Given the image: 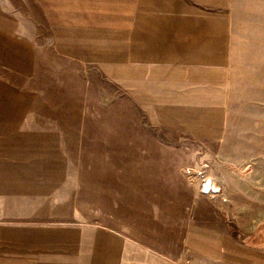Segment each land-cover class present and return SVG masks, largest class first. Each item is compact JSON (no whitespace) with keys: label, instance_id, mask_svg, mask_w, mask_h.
<instances>
[{"label":"crops","instance_id":"1","mask_svg":"<svg viewBox=\"0 0 264 264\" xmlns=\"http://www.w3.org/2000/svg\"><path fill=\"white\" fill-rule=\"evenodd\" d=\"M36 2L48 45L24 19V5L0 0V221L6 222L0 238L11 246L0 264H264V248L245 242L255 228L238 240L229 229L206 223L205 199L198 195L184 254L176 259L132 231L106 225L81 229L102 235L79 250L100 254L98 260H78L76 245L62 244L71 233L76 237L77 221L92 222L101 210L90 214L82 205H102L77 191L91 183L70 181V144L83 140L93 79L114 84L154 123L198 138L219 136L228 94L242 79L240 46L247 42L239 34L249 19L242 14L264 6L236 0ZM147 169L122 168L117 187H154L146 174L156 177L157 169ZM18 241L19 250L13 249ZM62 252L70 253L64 261Z\"/></svg>","mask_w":264,"mask_h":264},{"label":"rangeland","instance_id":"2","mask_svg":"<svg viewBox=\"0 0 264 264\" xmlns=\"http://www.w3.org/2000/svg\"><path fill=\"white\" fill-rule=\"evenodd\" d=\"M12 2L28 9L22 14L24 19L36 26L40 42L48 45L49 29L36 0ZM236 3L264 6V0ZM242 15L249 18L239 34L247 42L240 46V53H244L242 79L228 94V114L219 136L198 138L154 123L147 110L134 105L114 84L93 79V108L83 140L70 144V181H82V186L91 183L93 188L80 185L77 191L95 196L102 205H82L90 214L94 208L101 210L95 212L98 215L93 213L92 222L77 221L76 237L72 239L71 233L70 242L66 239L62 243L76 245L78 260L86 255L93 261L100 259L95 252H79L80 246L98 244L102 238L100 234L92 236L95 231H81L85 224L132 231L136 239L151 241L165 256H182L185 228L197 195L205 199L206 223L229 229L238 240L255 228L245 242L264 248V9L254 8ZM122 168L157 169L156 177L146 174L154 187L118 188ZM132 175L129 173L131 180ZM208 179L219 191H203ZM5 241L9 243L6 246ZM12 248L19 250V241ZM6 249H11L10 239L2 237L1 256ZM69 255L62 252L60 260Z\"/></svg>","mask_w":264,"mask_h":264},{"label":"water","instance_id":"3","mask_svg":"<svg viewBox=\"0 0 264 264\" xmlns=\"http://www.w3.org/2000/svg\"><path fill=\"white\" fill-rule=\"evenodd\" d=\"M203 191L205 193H209L211 191L217 192L219 191V188L212 182L211 179H208L206 182H204Z\"/></svg>","mask_w":264,"mask_h":264}]
</instances>
